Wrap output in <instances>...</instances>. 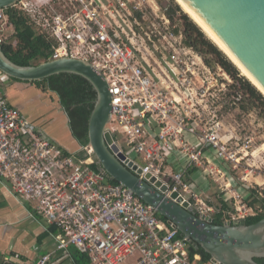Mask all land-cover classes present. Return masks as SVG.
Returning <instances> with one entry per match:
<instances>
[{
    "label": "built area",
    "instance_id": "2783aa9c",
    "mask_svg": "<svg viewBox=\"0 0 264 264\" xmlns=\"http://www.w3.org/2000/svg\"><path fill=\"white\" fill-rule=\"evenodd\" d=\"M148 1L19 0L12 7L53 40L49 60L79 58L105 77L111 95L105 130L141 169L140 176L150 173L167 185L165 195L176 191L197 215L212 217L214 207L190 180V170L196 169L234 202L236 214L226 212L224 222L254 215L249 193L239 190L232 174L249 154L248 146L237 151L234 127L219 118L217 84L196 82L200 68L208 71L201 55L185 45L156 65L145 57L149 50L141 46L144 36L133 23L139 24ZM5 9L0 8V44L10 28ZM8 78L0 72V178L56 229L57 250L74 246L91 264H219L191 252L189 239L153 207L111 183L100 167L93 169L89 144L79 157L35 129L10 103L1 85ZM245 171L244 183L248 173L261 178L247 187L264 199V159ZM50 258L44 254L33 264H48Z\"/></svg>",
    "mask_w": 264,
    "mask_h": 264
},
{
    "label": "water",
    "instance_id": "95a60500",
    "mask_svg": "<svg viewBox=\"0 0 264 264\" xmlns=\"http://www.w3.org/2000/svg\"><path fill=\"white\" fill-rule=\"evenodd\" d=\"M18 1L0 0V8L12 7ZM180 1L264 90V0ZM0 72L28 82L59 73L85 78L96 92L88 119V142L100 169L153 207L186 236L192 246H200L209 253L214 262L259 264L255 258H264V218L252 224H246L244 219L213 224L211 217L197 215L178 192L165 195L167 185L155 176L139 175L141 169L118 150L105 130L110 120L111 95L105 77L89 62L60 57L33 65H18L5 55L0 44Z\"/></svg>",
    "mask_w": 264,
    "mask_h": 264
},
{
    "label": "trees",
    "instance_id": "16d2710c",
    "mask_svg": "<svg viewBox=\"0 0 264 264\" xmlns=\"http://www.w3.org/2000/svg\"><path fill=\"white\" fill-rule=\"evenodd\" d=\"M165 10L167 17L172 19L175 15V9L169 7ZM5 14L10 23V28L4 34L1 43L5 55L18 65H33L49 60L53 52V40L38 32L29 22L28 18L16 8H6ZM179 14V19L182 23L181 34L183 43L199 53L207 65L211 67L219 65L231 77L241 80L237 76L238 68L236 65L206 35L201 27L186 13L180 11ZM30 83L58 98L61 108L68 117L72 137L81 147L89 144L88 119L96 100V92L92 85L85 78L72 73H59L42 80L30 81ZM241 83L249 96L247 109L254 110L259 117L264 119V96L248 81H242ZM77 156L85 157V151L80 150ZM91 167L96 170L99 169L96 159ZM109 181L114 184L118 183L116 180L110 178ZM247 200L256 211L254 215L245 217V223L252 224L264 218V199L254 189H249ZM214 209L215 211L211 217L212 223L216 225L223 224L225 218L229 216L226 213L230 211L229 204L221 200L219 203L216 202ZM159 217L162 220H166L160 215ZM190 250L193 253H199L204 260L210 259L209 253L204 251L200 246L191 245ZM78 255L86 257L82 253H78ZM255 261L259 264H264V258H255Z\"/></svg>",
    "mask_w": 264,
    "mask_h": 264
},
{
    "label": "crops",
    "instance_id": "0c3cea01",
    "mask_svg": "<svg viewBox=\"0 0 264 264\" xmlns=\"http://www.w3.org/2000/svg\"><path fill=\"white\" fill-rule=\"evenodd\" d=\"M1 85L10 103L19 108L22 114L27 115V118L29 117L35 129L43 132L65 151L76 154L80 152L81 146L71 135L68 117L61 108L58 98L28 81L9 77ZM8 92L15 96L14 100L10 99ZM44 95L50 100L49 109L42 108ZM191 170L190 180L196 184L202 198L209 205L215 207L216 202L219 203L221 200L230 202L220 185L212 181L211 177H203L196 169L192 172ZM252 178L254 181L261 180L259 176L253 177L248 173V180ZM249 184L243 182L238 188L248 194ZM55 232L54 227H49L38 218L32 206L17 197L8 182L0 178V264H33L40 256L47 253L51 255L48 264H91L87 256L78 255L80 252L74 246L57 250Z\"/></svg>",
    "mask_w": 264,
    "mask_h": 264
},
{
    "label": "rangeland",
    "instance_id": "374dc122",
    "mask_svg": "<svg viewBox=\"0 0 264 264\" xmlns=\"http://www.w3.org/2000/svg\"><path fill=\"white\" fill-rule=\"evenodd\" d=\"M169 7L175 9V15L172 19H169L166 15L165 9ZM180 11L184 12L174 0H149L148 3L145 4L142 12H139L141 14V19L138 20L140 21L139 24L133 23L135 28L137 27L136 30L142 32L144 36L145 41H141V46H145L149 50L148 53L145 52V57H147L152 64L156 65V62L161 60L164 55L180 53L174 51H179L185 46L181 34L182 23L179 19ZM202 61L208 71H204L200 68L199 75L197 79H195L196 82L199 80H209L217 84V87L220 89L217 114L229 127L230 125L234 126V133L238 135V138L235 140L236 150L240 151V148L248 146L247 150L249 154L245 156L244 159L240 160L241 165L239 169L232 172L235 180L238 181L239 184H242L243 182L240 180V177L245 175V170L248 168V165L253 167L257 166L260 159H264V119L259 117L254 110L247 109L249 96L245 92L241 82L248 80L240 73L239 69L237 76L241 80L231 77L219 65L211 67L205 63L203 58ZM164 65L165 64L162 63V66ZM39 89L41 90L42 88ZM8 95L11 100H14L15 96L12 95L11 92H8ZM233 97L235 98V104H233ZM48 99V96L44 95L42 108H50V100ZM127 154L137 158L132 151L127 152ZM238 156L243 157V153H239ZM254 175L256 176V173H254ZM246 183L255 185L253 178ZM228 204L230 211L236 214L234 202L230 201Z\"/></svg>",
    "mask_w": 264,
    "mask_h": 264
},
{
    "label": "bare ground",
    "instance_id": "6f19581e",
    "mask_svg": "<svg viewBox=\"0 0 264 264\" xmlns=\"http://www.w3.org/2000/svg\"><path fill=\"white\" fill-rule=\"evenodd\" d=\"M184 12L195 22L206 35L227 55V57L236 65L240 73L264 96V90L258 83L248 74V72L238 63V61L227 51V49L207 30V28L188 10V8L180 1L176 0Z\"/></svg>",
    "mask_w": 264,
    "mask_h": 264
}]
</instances>
